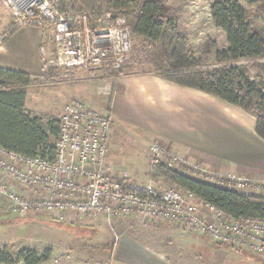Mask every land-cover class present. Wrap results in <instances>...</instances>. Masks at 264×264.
Returning <instances> with one entry per match:
<instances>
[{
    "label": "built area",
    "instance_id": "2783aa9c",
    "mask_svg": "<svg viewBox=\"0 0 264 264\" xmlns=\"http://www.w3.org/2000/svg\"><path fill=\"white\" fill-rule=\"evenodd\" d=\"M0 3L9 9L14 27L44 22L52 26V48L39 49L44 74L51 70V78L77 69H119L130 61L133 43L121 13L104 11L94 19L83 10H61L55 0ZM6 36L0 34V45ZM58 120L52 157H27L0 146V212L20 217L46 212L60 219L91 216L110 226L121 219L170 222L212 243L264 259V217H233L175 186L157 189L154 181L138 184L128 170L115 174L107 161L110 116L81 101L66 104ZM149 166L152 171L165 166L207 184L264 198V177L223 175L157 143L149 147ZM70 261L71 255L63 252L49 264Z\"/></svg>",
    "mask_w": 264,
    "mask_h": 264
},
{
    "label": "trees",
    "instance_id": "16d2710c",
    "mask_svg": "<svg viewBox=\"0 0 264 264\" xmlns=\"http://www.w3.org/2000/svg\"><path fill=\"white\" fill-rule=\"evenodd\" d=\"M55 1L61 10H65L68 0ZM80 1L78 10L91 14L94 19L104 12L100 0ZM101 1L108 2L107 10L126 17L132 36L143 39L134 49L142 55L144 62L155 68L157 76L209 93L250 112L256 118L255 131L264 140V63H252L260 71L253 79L248 76L247 67L226 63L228 60L264 58V0H244L255 9L250 14L238 0H215L212 3V21L225 33L228 42L226 50L216 53V60L221 64L217 68L200 67L186 37L178 31L174 18L169 16L168 0ZM121 69L110 71L117 76ZM51 76V70L44 74L45 79ZM36 79L25 72L0 67V146L27 157H52L59 120L32 113L25 106V87ZM153 172L152 177H164L225 214L264 217L262 197L207 184L164 166ZM48 257L49 253L41 256L31 249L18 253V260L24 264H40ZM12 263L14 260L6 248L0 246V264Z\"/></svg>",
    "mask_w": 264,
    "mask_h": 264
},
{
    "label": "crops",
    "instance_id": "0c3cea01",
    "mask_svg": "<svg viewBox=\"0 0 264 264\" xmlns=\"http://www.w3.org/2000/svg\"><path fill=\"white\" fill-rule=\"evenodd\" d=\"M4 33L7 36L0 45V67L25 72L34 78L42 77L39 49L41 46L52 48V26L47 23L14 27L9 9L0 3V34ZM118 83L110 100L113 119L148 129L165 138L183 157L201 162L221 174H264V140L256 133V118L250 112L149 71L122 74ZM100 220L105 224L92 229L102 243L103 258L106 259L109 252L113 264H189L187 257L192 261L205 248L218 249L235 258L241 255L239 251L181 230L170 222L154 225L133 219L114 221L117 240L110 244L111 238L105 234L110 231L107 222ZM171 235L178 244L173 249L169 248ZM82 247L85 253L92 254L91 248ZM78 260L89 262L84 258Z\"/></svg>",
    "mask_w": 264,
    "mask_h": 264
},
{
    "label": "rangeland",
    "instance_id": "374dc122",
    "mask_svg": "<svg viewBox=\"0 0 264 264\" xmlns=\"http://www.w3.org/2000/svg\"><path fill=\"white\" fill-rule=\"evenodd\" d=\"M214 1H167L169 16L174 18L178 31L186 37L188 46L200 62V67L204 68L221 66L216 60V53L228 48L225 33L215 26L211 18V5ZM238 3L248 14L255 10L244 0H238ZM99 4H101L104 11H112L107 10V1L100 0ZM66 5L65 9L78 10V8H81V1L68 0ZM130 36L133 43L132 55L129 63L122 67L117 76H114L110 70L102 69H77L73 70L69 76H57L50 79H45L43 75L25 87L27 92L26 106L32 113L59 119L66 104L72 101H81L98 112L108 114L111 119V131L107 161L112 165L115 174L128 170L131 177L140 185L154 181L157 183V189L170 185L184 191L164 177L158 176L155 178L151 176L154 173L149 166V147L151 144L157 143L189 162L198 163L202 167L217 173L220 172L205 166L201 162L183 157L169 145L170 143L165 138L156 136L148 129L135 123L113 119L110 114V100L114 90L119 86L118 78L120 75L146 71L156 75L154 73L155 68L144 62L142 55L134 49L143 39L134 37L131 33ZM46 48L48 47L46 46ZM254 62L264 63V58L228 60L226 63L247 67L248 76L253 79L260 74V71L252 66ZM179 170L181 171V169ZM223 175L264 177V174ZM130 220L121 219L118 221ZM162 223L166 224V222L159 224ZM90 224H95V226H90ZM103 224L105 223L100 218L91 216L66 215L63 219H60L53 214L42 212L37 215L20 217L2 211L0 212V246L6 248L8 255L14 262L19 261L18 253L21 250L31 249L37 251L41 256L49 253L48 259L43 260L40 264H49L50 260L63 252H68L71 255V261L66 264H113L109 252L107 258H103L101 254L102 243L96 238V231L92 229L93 227L99 229V226L101 227ZM106 224L110 231L108 233L106 231L105 234L110 236L111 242L109 241V243L112 244L113 241L117 240V230L114 224H111V226L108 223ZM82 246L91 248L92 254L85 253L86 250H83ZM177 246L174 236L171 235L169 248L173 249ZM213 250L208 251L205 248L198 258L191 261L190 257H187V261L189 264H194V262L195 264H264V259L247 251H239L241 255H239V258H235V255L227 254L218 249ZM177 255L175 257H179ZM80 258L89 259V262L88 260L81 262L78 260ZM179 260H181L180 257Z\"/></svg>",
    "mask_w": 264,
    "mask_h": 264
}]
</instances>
